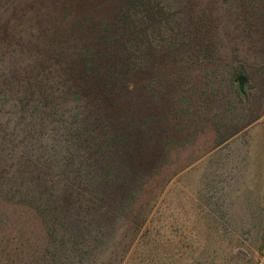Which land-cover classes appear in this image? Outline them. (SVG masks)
Here are the masks:
<instances>
[{"label": "trees", "instance_id": "1", "mask_svg": "<svg viewBox=\"0 0 264 264\" xmlns=\"http://www.w3.org/2000/svg\"><path fill=\"white\" fill-rule=\"evenodd\" d=\"M248 4L257 33L264 2ZM186 6L0 0V199L33 211L45 232L29 251L0 222V264H113L100 258L122 220L134 216L141 233L138 194L180 133L172 107L152 110L166 100L152 69L174 52L199 62L213 51ZM255 232L232 244L229 262L264 264V217Z\"/></svg>", "mask_w": 264, "mask_h": 264}, {"label": "rangeland", "instance_id": "2", "mask_svg": "<svg viewBox=\"0 0 264 264\" xmlns=\"http://www.w3.org/2000/svg\"><path fill=\"white\" fill-rule=\"evenodd\" d=\"M186 1L213 51L199 62L174 52L165 65L154 64V85L166 100L150 107H172L180 133L138 194L137 227L138 209L146 216L141 233L130 228L134 216L123 219L101 262L232 264V244L254 242L264 217V15L257 16L259 32H248L251 0ZM0 222L5 234L32 247L45 239L33 211L2 199Z\"/></svg>", "mask_w": 264, "mask_h": 264}, {"label": "crops", "instance_id": "3", "mask_svg": "<svg viewBox=\"0 0 264 264\" xmlns=\"http://www.w3.org/2000/svg\"><path fill=\"white\" fill-rule=\"evenodd\" d=\"M18 239L21 240L20 238H18ZM21 241H23V240H21ZM23 242L26 243V245H27L28 248H29V251H31L32 249L30 248L31 246L29 245V243H28L27 241H23ZM33 248H37V247H33Z\"/></svg>", "mask_w": 264, "mask_h": 264}, {"label": "water", "instance_id": "4", "mask_svg": "<svg viewBox=\"0 0 264 264\" xmlns=\"http://www.w3.org/2000/svg\"><path fill=\"white\" fill-rule=\"evenodd\" d=\"M239 80H240V81H243V80H245V78L242 77V76H240V77H239Z\"/></svg>", "mask_w": 264, "mask_h": 264}]
</instances>
